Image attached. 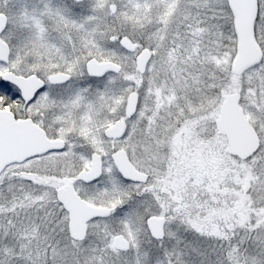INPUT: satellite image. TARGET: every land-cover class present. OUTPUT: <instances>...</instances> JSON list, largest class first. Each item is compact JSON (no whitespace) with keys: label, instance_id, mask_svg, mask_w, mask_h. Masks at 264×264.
I'll list each match as a JSON object with an SVG mask.
<instances>
[{"label":"snow or ice","instance_id":"6c2138e0","mask_svg":"<svg viewBox=\"0 0 264 264\" xmlns=\"http://www.w3.org/2000/svg\"><path fill=\"white\" fill-rule=\"evenodd\" d=\"M0 264H264V0H0Z\"/></svg>","mask_w":264,"mask_h":264}]
</instances>
